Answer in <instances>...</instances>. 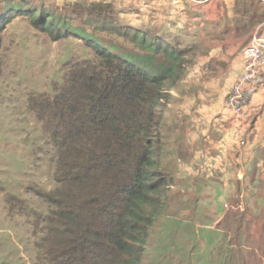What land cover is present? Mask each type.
I'll use <instances>...</instances> for the list:
<instances>
[{"label": "trees", "instance_id": "1", "mask_svg": "<svg viewBox=\"0 0 264 264\" xmlns=\"http://www.w3.org/2000/svg\"><path fill=\"white\" fill-rule=\"evenodd\" d=\"M179 2L193 11L187 10L184 19L148 27L121 17L124 11L106 1L52 5L19 0L0 6V33L12 17L24 14L52 39L76 37L93 53L71 65L53 94L38 95L32 103L55 151V187L34 191L48 208L33 226L41 234L36 246L43 264H148V237L159 218L172 220L176 230L189 224L182 222L188 216L175 220L169 214L173 177L158 156L161 125L166 95L177 90L198 54L206 51L201 33L212 32L215 25L208 17L200 24L190 17L202 16L200 0ZM232 9L236 35L250 38L264 23V0H233ZM184 36L190 42L184 43ZM208 232L203 231L206 239L200 233L199 238L209 244V257L200 252L193 261L191 247L183 253L182 264L198 259L204 260L200 264L213 259L239 264L236 252L223 246L226 239L218 243L219 232L212 238ZM187 236L195 238V232ZM165 249L158 258L170 264Z\"/></svg>", "mask_w": 264, "mask_h": 264}, {"label": "rangeland", "instance_id": "2", "mask_svg": "<svg viewBox=\"0 0 264 264\" xmlns=\"http://www.w3.org/2000/svg\"><path fill=\"white\" fill-rule=\"evenodd\" d=\"M27 1L60 5L67 0ZM175 1L180 0H165L161 7ZM10 2L19 0H0V6ZM200 2L202 16L190 17L199 24L208 17L215 28L201 33L206 51L198 54L177 90L165 97L158 155L173 177L169 214L175 220L188 216L182 222L189 224L176 230L172 220L159 218L149 233L147 263L162 264L158 256L165 247L170 264H182L183 253L191 247L193 261L200 252L209 257V244L199 238L200 233L206 239L203 231H209L211 238L219 232L218 243L226 239L223 246L236 252L239 264H264V136L254 150L248 141L255 135L257 114L235 119L224 111L250 34L236 35L233 0ZM181 39L189 41L186 36ZM92 54L76 37L52 39L24 14L12 17L0 33V264H43L36 246L41 234L34 233L33 226L48 208L34 191L55 187V151L42 133L32 103L38 95L53 94L71 65ZM255 161L261 164L256 166ZM163 173L168 176L167 170ZM185 200V207L178 205ZM194 232L195 238L187 236ZM208 264L219 263L213 259Z\"/></svg>", "mask_w": 264, "mask_h": 264}, {"label": "crops", "instance_id": "3", "mask_svg": "<svg viewBox=\"0 0 264 264\" xmlns=\"http://www.w3.org/2000/svg\"><path fill=\"white\" fill-rule=\"evenodd\" d=\"M106 1L112 2V0H106ZM164 1L165 0H117V1L114 0L113 4L116 8H120L123 11H126L125 13L122 14L124 16L123 18L141 27H148L153 22L159 25H161V23L162 25L164 24L167 25L168 23H165L166 21L177 20L181 16L184 19L187 15L185 8L191 7L189 6V4L185 2L181 3L178 1H175L174 3H165V6L161 7V4ZM151 4H153V6H151ZM200 10L204 11L202 7L200 8ZM151 11H154L153 15H151ZM153 18L154 20H152ZM161 18H166L165 19L166 21H164ZM256 28L258 29L259 34L264 35V23L257 26ZM235 70L239 73L241 71V64H239L238 68H236ZM233 81L231 83H233ZM224 111L228 115H230V117H233V115L230 112H228L225 108ZM252 114L254 115L257 114L256 119L254 121L255 135L253 136V139H251V141L248 142L249 145L253 146L252 148L254 149L255 143L261 140L260 137L262 135L264 136V85L251 98V101L249 102L245 110V113L241 118L242 119L254 118V115L253 117H251ZM260 164H261L260 161L258 163L257 161H255L256 166H259Z\"/></svg>", "mask_w": 264, "mask_h": 264}, {"label": "built area", "instance_id": "4", "mask_svg": "<svg viewBox=\"0 0 264 264\" xmlns=\"http://www.w3.org/2000/svg\"><path fill=\"white\" fill-rule=\"evenodd\" d=\"M241 52V71L235 76L224 101V108L235 118L244 115L251 98L264 85V35L256 29Z\"/></svg>", "mask_w": 264, "mask_h": 264}]
</instances>
